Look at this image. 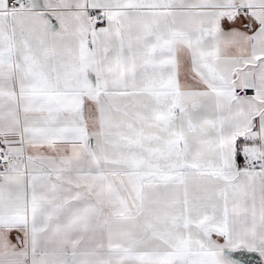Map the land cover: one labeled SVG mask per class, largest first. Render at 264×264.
Masks as SVG:
<instances>
[{"label": "snow or ice", "instance_id": "obj_1", "mask_svg": "<svg viewBox=\"0 0 264 264\" xmlns=\"http://www.w3.org/2000/svg\"><path fill=\"white\" fill-rule=\"evenodd\" d=\"M264 264V0H0V264Z\"/></svg>", "mask_w": 264, "mask_h": 264}, {"label": "water", "instance_id": "obj_2", "mask_svg": "<svg viewBox=\"0 0 264 264\" xmlns=\"http://www.w3.org/2000/svg\"><path fill=\"white\" fill-rule=\"evenodd\" d=\"M250 258L253 260V264H255V261L259 259L258 255H253Z\"/></svg>", "mask_w": 264, "mask_h": 264}]
</instances>
